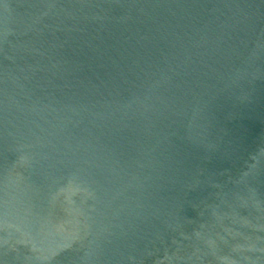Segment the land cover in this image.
Here are the masks:
<instances>
[{
  "label": "water",
  "instance_id": "water-1",
  "mask_svg": "<svg viewBox=\"0 0 264 264\" xmlns=\"http://www.w3.org/2000/svg\"><path fill=\"white\" fill-rule=\"evenodd\" d=\"M0 264H264V0H0Z\"/></svg>",
  "mask_w": 264,
  "mask_h": 264
}]
</instances>
